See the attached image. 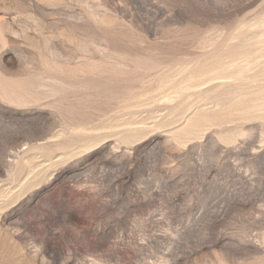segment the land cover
<instances>
[{"label":"rangeland","instance_id":"obj_1","mask_svg":"<svg viewBox=\"0 0 264 264\" xmlns=\"http://www.w3.org/2000/svg\"><path fill=\"white\" fill-rule=\"evenodd\" d=\"M0 264H264V0H0Z\"/></svg>","mask_w":264,"mask_h":264}]
</instances>
